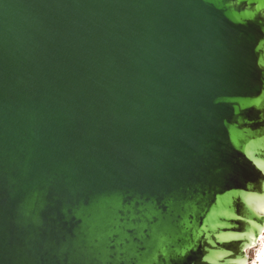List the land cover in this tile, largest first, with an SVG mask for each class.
I'll return each mask as SVG.
<instances>
[{"label": "water", "instance_id": "95a60500", "mask_svg": "<svg viewBox=\"0 0 264 264\" xmlns=\"http://www.w3.org/2000/svg\"><path fill=\"white\" fill-rule=\"evenodd\" d=\"M262 208L257 3L0 0V264H246Z\"/></svg>", "mask_w": 264, "mask_h": 264}, {"label": "snow or ice", "instance_id": "6c2138e0", "mask_svg": "<svg viewBox=\"0 0 264 264\" xmlns=\"http://www.w3.org/2000/svg\"><path fill=\"white\" fill-rule=\"evenodd\" d=\"M236 2L240 3V2H242V0H236ZM248 2L249 3H257V11L258 12H264V0H259V2H257V0H248ZM197 211H198L197 209L193 208L192 211H190L188 213V215L193 217V219L188 220L186 218L184 220V225H185V231L191 232V236L189 237V239H194L197 243H199L203 233L200 232V229L198 227V223L195 220V217L197 215ZM261 214H262V216L258 217V218H264V208L261 209ZM237 239H241V238L237 237ZM239 248L241 249V252H242L243 248H244V242L242 239H241V243L239 245ZM186 253H187V249L184 252H181L179 249H176L174 255L170 254L169 251L164 247V245L161 244L159 252L157 253V255L163 254L165 259H169V258L180 259V258L184 257L186 255ZM229 255H231V253ZM152 259L155 260L156 257L154 256Z\"/></svg>", "mask_w": 264, "mask_h": 264}, {"label": "bare ground", "instance_id": "6f19581e", "mask_svg": "<svg viewBox=\"0 0 264 264\" xmlns=\"http://www.w3.org/2000/svg\"><path fill=\"white\" fill-rule=\"evenodd\" d=\"M254 250V255L252 259L246 261V264H262L264 260V231L260 234L259 241L255 244L250 246L247 249V257L249 258V250Z\"/></svg>", "mask_w": 264, "mask_h": 264}, {"label": "rangeland", "instance_id": "374dc122", "mask_svg": "<svg viewBox=\"0 0 264 264\" xmlns=\"http://www.w3.org/2000/svg\"><path fill=\"white\" fill-rule=\"evenodd\" d=\"M254 250L255 249L249 250V259H252L253 258Z\"/></svg>", "mask_w": 264, "mask_h": 264}]
</instances>
